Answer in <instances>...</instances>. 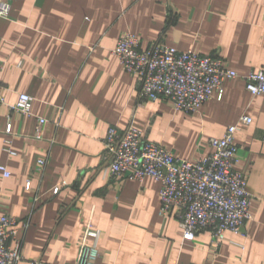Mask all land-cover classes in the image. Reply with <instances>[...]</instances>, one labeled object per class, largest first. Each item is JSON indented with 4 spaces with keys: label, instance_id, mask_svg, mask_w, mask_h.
I'll return each mask as SVG.
<instances>
[{
    "label": "crops",
    "instance_id": "1",
    "mask_svg": "<svg viewBox=\"0 0 264 264\" xmlns=\"http://www.w3.org/2000/svg\"><path fill=\"white\" fill-rule=\"evenodd\" d=\"M0 215H16L17 264H77L91 221L97 264H264V95L242 79L223 83L195 113L168 99L142 102L139 80L112 52L122 34L139 36L140 48L159 40L180 50L216 55L241 75L264 68V0H0ZM34 98L31 114L12 110L19 94ZM242 115L252 123L235 135L248 175L253 220L244 237L209 230L183 238L175 215H159L161 183L117 182L105 170L109 128L130 125L174 155L196 160L213 152ZM11 116L13 135L6 133ZM40 117L47 121L35 136ZM12 138L10 154L5 139ZM44 161L40 164L39 161ZM30 188L27 189V183ZM59 187L57 193L55 188Z\"/></svg>",
    "mask_w": 264,
    "mask_h": 264
},
{
    "label": "built area",
    "instance_id": "2",
    "mask_svg": "<svg viewBox=\"0 0 264 264\" xmlns=\"http://www.w3.org/2000/svg\"><path fill=\"white\" fill-rule=\"evenodd\" d=\"M10 4L0 1V16L7 17ZM139 36L126 32L112 52L123 68L139 80V99L142 102L160 98L171 100L177 109L197 112L213 97L221 99L223 83L228 79H242L253 95H264V68L241 75L229 68L222 57L205 55L196 50H180L162 41H154L148 48H140ZM0 60V102L4 85ZM34 98L19 94L12 110L31 114ZM47 119L40 117L35 136L42 138V127ZM252 123L242 115L238 124L228 127L223 137L209 139L213 152L206 157L188 160L174 155L161 144L147 139L143 132L130 125L125 130L112 126L104 140L103 161L105 170L117 182L124 179L143 181L147 177L161 183L159 215H175L183 230V238L193 241L202 230H209L218 241L228 240L227 232L247 237L248 227L254 219L250 211L251 193L248 175L238 158L235 135L240 125ZM6 133L12 136L13 123L9 116ZM12 138L5 139L4 150L10 154ZM40 164L44 161L40 160ZM0 171L5 177L11 172L4 165ZM30 182L27 183V189ZM59 187L54 192L57 193ZM17 217L8 212L0 215V264H17L23 260L20 244L16 241ZM98 232L90 221L84 232L77 264H97L100 256L96 243L89 244ZM40 264V261H32Z\"/></svg>",
    "mask_w": 264,
    "mask_h": 264
}]
</instances>
